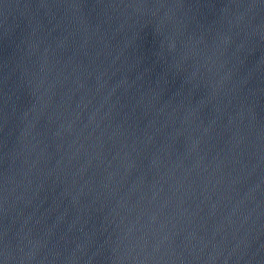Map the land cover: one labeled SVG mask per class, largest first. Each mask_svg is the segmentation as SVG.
Instances as JSON below:
<instances>
[{
    "label": "water",
    "instance_id": "obj_1",
    "mask_svg": "<svg viewBox=\"0 0 264 264\" xmlns=\"http://www.w3.org/2000/svg\"><path fill=\"white\" fill-rule=\"evenodd\" d=\"M0 264H264V0H0Z\"/></svg>",
    "mask_w": 264,
    "mask_h": 264
}]
</instances>
